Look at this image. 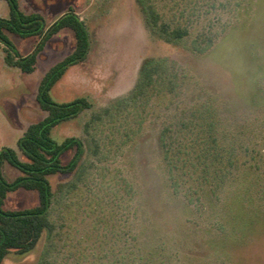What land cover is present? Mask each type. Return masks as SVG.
Here are the masks:
<instances>
[{
  "label": "rangeland",
  "instance_id": "374dc122",
  "mask_svg": "<svg viewBox=\"0 0 264 264\" xmlns=\"http://www.w3.org/2000/svg\"><path fill=\"white\" fill-rule=\"evenodd\" d=\"M19 4L22 11L41 14L47 22L68 8L83 20L92 40L88 58L67 70L50 97L59 103L85 98L91 108L51 133L58 142L79 138L86 149L78 174L51 179L53 189L62 184L50 212L52 236H43L27 254H8L2 264H112L113 251L132 244L133 236L145 244L151 232L171 248L162 257L165 264H264L263 229L241 239L237 247L227 246L234 249L230 256L205 245L223 232L232 194L247 188L245 177L239 178L245 167L239 165L240 176L222 190L220 201L191 203L188 209L162 187L165 173L157 148L165 124L210 100L220 131L235 137L238 163L259 167L249 173L253 184L247 196L251 207L264 213L262 151L258 161L264 148V105L254 108L236 94L252 91L255 84L264 92V0H157L165 19L171 13H185L191 21L190 37L178 45L150 33L134 0H19ZM7 16V4L0 0V17ZM199 33L205 37L198 45L213 42L203 54L192 52ZM9 37L24 55L37 42ZM73 45L71 31L59 32L39 54L32 74L7 67L0 45V148L17 150L16 141L26 127L44 117L35 100L39 81ZM148 58L174 65L176 93L156 82L135 92L140 66ZM70 157L65 155L63 161ZM3 172L7 179L16 176L8 166ZM37 202L35 192L18 189L7 195L4 208L21 210ZM144 229L147 240L140 236Z\"/></svg>",
  "mask_w": 264,
  "mask_h": 264
},
{
  "label": "trees",
  "instance_id": "16d2710c",
  "mask_svg": "<svg viewBox=\"0 0 264 264\" xmlns=\"http://www.w3.org/2000/svg\"><path fill=\"white\" fill-rule=\"evenodd\" d=\"M4 1L8 7V16L0 17V45L3 62L7 67L18 69L24 74H32L36 70L39 54L47 42L63 30L72 32L74 45L72 51L52 65L39 81L35 100L44 117L26 127L16 141L17 150L0 148V264L8 254H27L36 248L43 236H52L55 225L51 221L50 212L62 184L57 183L53 189L51 179L74 176L83 165L86 153L83 141L76 137H66L58 142L52 138L51 133L60 123L80 116L91 108V104L85 98L59 103L50 97V91L69 68L87 60L92 45L85 23L72 8L47 22L41 14L22 11L19 0ZM134 2L145 27L153 36L173 45H178L190 37L191 21L186 19L185 13H171L170 18L165 19L158 10L157 0ZM10 35L21 39L36 38L37 42L24 55L14 46ZM204 37L203 33H199L194 39L193 53L203 54L212 47L211 39L204 45H198L200 42L202 44L201 38ZM174 69V65L166 59H145L139 69L135 92H141L155 82L160 88L165 87L170 93L175 92L179 81ZM255 81L258 82L257 79ZM236 94L254 108L264 105V92L256 84L252 91ZM209 101L197 103L187 113L182 111L161 128L157 136V148L165 173L162 187L168 188L172 198L181 201L190 209L191 203L220 201L222 190L237 179L239 165L245 167L241 174L238 173L241 175L238 177H245L243 182L248 181L247 188L232 194L228 223H223L222 229L220 228L223 232L217 238L205 241V245L215 253L226 252L230 256L234 249H228L227 246L237 247L241 239L260 229L264 230V213L252 208V202L247 196L249 187L253 184L249 173H254L259 167L254 168L250 163H238L235 137L231 133L226 135L220 131L218 118ZM94 118L99 117L93 116V120ZM261 151L264 154V148L259 151L258 161L263 157ZM67 154H71V157L64 162L63 157ZM5 166L16 172L14 178L5 177ZM18 189L35 192L37 204L21 210L4 208L7 195ZM158 206L155 209L158 210ZM165 211L167 212L166 209ZM164 225L168 227L167 223ZM144 232L145 229L140 236L144 237ZM152 234L155 232L149 234V242L145 244L141 240L139 243L133 236L132 244L127 242L124 249L113 251L112 264H165L162 257L165 253L169 255L171 248L167 247L163 239ZM144 240L147 239L144 237ZM121 250L124 251L121 253Z\"/></svg>",
  "mask_w": 264,
  "mask_h": 264
}]
</instances>
